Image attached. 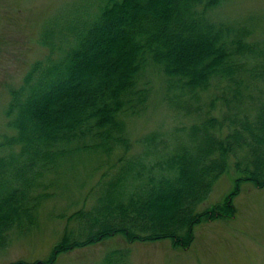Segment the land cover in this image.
<instances>
[{"label": "trees", "instance_id": "obj_1", "mask_svg": "<svg viewBox=\"0 0 264 264\" xmlns=\"http://www.w3.org/2000/svg\"><path fill=\"white\" fill-rule=\"evenodd\" d=\"M226 1L83 0L48 20V52L6 108L0 252L14 232L37 225L83 159L103 171L92 206L65 215L76 227H65L50 257L10 264H56L61 253L117 234L188 246L198 225L222 217L216 208L234 210L199 208L221 176L264 187V36L216 19ZM153 71L176 119L192 121L134 139L129 121L149 107ZM120 252L107 263H119Z\"/></svg>", "mask_w": 264, "mask_h": 264}, {"label": "rangeland", "instance_id": "obj_2", "mask_svg": "<svg viewBox=\"0 0 264 264\" xmlns=\"http://www.w3.org/2000/svg\"><path fill=\"white\" fill-rule=\"evenodd\" d=\"M83 3V0H0V140L3 133L10 132L6 108L11 89L19 86L32 64L48 52L41 42L48 20ZM213 15L232 23L245 22L254 27L255 35L264 36V0H227ZM162 77L161 73L152 72L149 107L129 121V134L134 139L167 124L192 121L176 119V113L164 101ZM94 165L95 161L89 157L83 159L63 184L56 186L55 196L40 209L37 225L12 234L9 245L0 252V264L50 257L65 227H76L75 222L68 223L65 215L90 208L94 203L88 194L92 195L93 184L103 171L95 170ZM236 178L233 172L221 176L208 200L199 207L228 203L234 210L220 212L216 208L222 217L198 225L188 246L175 245L171 239L129 242L117 234L61 253L56 264H108L106 256L116 249L123 252L116 254L119 263L115 264H264V187L238 182Z\"/></svg>", "mask_w": 264, "mask_h": 264}]
</instances>
